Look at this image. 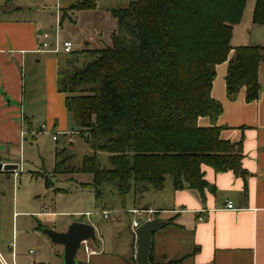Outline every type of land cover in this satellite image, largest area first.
<instances>
[{"label": "trees", "instance_id": "1", "mask_svg": "<svg viewBox=\"0 0 264 264\" xmlns=\"http://www.w3.org/2000/svg\"><path fill=\"white\" fill-rule=\"evenodd\" d=\"M245 4L134 0L111 11L116 29L110 46L59 56L58 91L65 94L79 135L94 150L73 170L92 174L86 185L97 200L115 191L124 203L130 192L162 190L167 177L175 190L186 187L202 194L207 184L202 165L243 173L240 145L219 137L216 120L222 106L211 97V85L215 66L227 61V97L243 88L246 101L258 98L264 46L231 45ZM95 6L96 0H78L69 10ZM252 22L264 25V0H255ZM200 117H208L211 125L200 126ZM98 150L109 153V168L100 166ZM60 152L56 171L67 161ZM150 261L155 263L152 251Z\"/></svg>", "mask_w": 264, "mask_h": 264}, {"label": "crops", "instance_id": "2", "mask_svg": "<svg viewBox=\"0 0 264 264\" xmlns=\"http://www.w3.org/2000/svg\"><path fill=\"white\" fill-rule=\"evenodd\" d=\"M77 1L0 0V162L3 165H17L13 169L0 170V174L16 176L22 169L23 145L29 136L55 131L65 136L66 144L71 147L75 141L74 135L79 134L77 129L67 130L68 120L72 116L65 108V94L58 91V58L65 53L36 50L41 31L51 33L52 45L56 31L59 42L69 40L62 37L59 29L65 19L74 20V12H86V16L93 19L92 24L96 27L90 30L89 40L85 42L83 49L100 48L101 39L95 35L99 32L97 25L102 24L101 15L97 11L98 0L94 9L69 10ZM51 5L55 7V22L46 29L43 25L45 9ZM113 9L116 8L106 10L112 18L110 40L111 33L116 29V19L111 13ZM249 17L252 22V12ZM240 22L233 26L231 45L264 46V25L252 22L248 27H239ZM226 72L227 61L215 66L211 97L222 106V112L216 120V125L220 127L219 137L223 141L240 145L243 173L233 170L216 172L212 167L202 165L203 178L207 183L203 196L195 189H173L170 179L167 185L165 181L161 190L167 192L164 195L165 204L153 200L151 205L145 207L135 203L127 207L126 199L123 203L117 196L126 213L137 216L145 214L142 221L133 219L132 224L136 221L139 225L146 219L158 218L165 222L163 227H173L174 231L169 232L167 238L174 235L180 245L185 246L186 249L179 258H169V253H173L178 245L171 249L168 246L169 249L164 250L162 246L166 235H160L155 240L154 232L151 246L155 262L153 264L164 263L156 262V257L161 261L179 260L177 264H264V62L258 67L260 88L258 98L254 101H246L243 88L233 98L227 97ZM198 124L211 125L208 117H200ZM53 140L57 141V138ZM60 151L62 155L65 147ZM16 155H19V159L15 158ZM45 187H51L50 183L48 186L45 184ZM36 198L32 190L21 189L15 183L0 185V255L8 264H20L16 249L20 234L39 239L41 244L47 243L41 232L48 228L43 220L49 218L52 212L46 205H42L38 211V205L33 204ZM228 202L232 204V208H227ZM111 209H116L113 204H103L101 213H111ZM86 215L91 216L92 213L88 212ZM119 219L117 215L114 218L109 215L105 219L109 220L106 240L101 237L98 239L103 248L99 249V243H95L97 249L92 248L89 245L92 240L87 241V245L95 251L91 255L84 251L87 260L102 252L104 254L105 244L112 251L113 244H117L118 236L121 235L120 229L114 225V220ZM71 222L69 220L53 229L65 231ZM83 222L93 225L96 240L95 224L92 221ZM129 231L133 233L135 229L130 225ZM130 251L124 259L120 253L114 254L116 261L113 264H137L134 240ZM58 253L54 258L38 253L30 264H62ZM32 254L34 252L29 250V255ZM118 256L122 259H118ZM79 264L85 263L80 261Z\"/></svg>", "mask_w": 264, "mask_h": 264}, {"label": "rangeland", "instance_id": "3", "mask_svg": "<svg viewBox=\"0 0 264 264\" xmlns=\"http://www.w3.org/2000/svg\"><path fill=\"white\" fill-rule=\"evenodd\" d=\"M132 1L134 0H98L99 4L97 11L99 15H101L102 24H96L97 28H99V32H101H98L99 34L97 33L98 35H95L97 38L101 39L99 45L100 48H105L111 45L109 36L111 32L110 25L112 24V18L106 10L110 8H126ZM254 2L255 0H246L239 27H248V25L252 23L249 16L252 12ZM53 6L54 5H51L50 8L45 9V21L43 25L46 29H49L50 25H54L55 22L53 15L55 7ZM85 13L86 12H74V15L72 16L74 20L69 21L68 19H65L62 27L59 29L62 37L67 38L72 42V51L83 50L86 46L85 42L89 40L88 34L90 30L92 31L96 28L95 25L92 24L94 23L93 19L86 16ZM72 129L76 130V126L72 118H69L67 130L70 131ZM53 136H57V141L53 140ZM74 139L75 141L70 147L66 144V137L55 131H48L36 134L35 136H29L28 140L23 145L24 150L22 151V159H24V165H22V169L16 176H12V174L9 173L0 174V185L8 186L15 183L21 189L32 190L37 196L35 203H32L38 205V211H40L42 205H46L52 212V215L49 218L43 220L44 224L50 229L55 227L59 228L61 224L69 220L72 222L92 221L97 229V239L90 241L89 245L96 249L97 247L95 246V243H99V249L103 248L98 239L101 237L106 240V227L109 225V220L106 221L102 217V205L106 203L113 204L116 209L114 211L111 209L110 216L114 218L117 215L120 218L119 221L114 220V225L120 229L121 235L118 236L117 244L116 242L113 244L112 251L110 252L111 249L105 244L104 254L102 252L91 256L90 258L88 257V260L83 250V246H81L76 254V264H79L80 261L85 264H113V261H116V255L114 254L120 253L123 259L130 254L131 244L133 240L135 242L136 236L133 231L134 234L129 231V227L130 225L132 226L133 219L142 221L145 214L137 216L135 214L126 213L122 210V204L119 202L115 191L112 193L107 192V195L102 200L96 199L94 190L86 185L92 182V174L73 170V168L76 169L80 167L83 157L92 155L94 150L79 134L74 135ZM62 147H65V151L60 156V159L67 156L68 158L60 170L56 171L55 152L60 151ZM96 155L102 168L110 167L108 152L98 150L96 151ZM15 158L19 159V155H16ZM46 177L50 180L51 187L49 188H46L44 184ZM169 181L170 178L167 177L166 185ZM57 189L65 191H58ZM152 191L153 192H151L150 188L148 191L140 192L138 194L130 192L126 196L125 205L129 207L135 203L137 206L145 207L151 205L153 200L161 204L166 203V197L164 198V195L167 192L164 190L161 192V190L157 191L153 189ZM88 212L92 213V215L87 216L86 213ZM149 214L152 216V213ZM163 216L164 215H161V217ZM173 231L172 225L165 226L154 233V239L157 240L158 236L163 234L166 235V238L163 239L164 245L162 246L164 250L169 249V247L171 249V247L178 245L173 253H169V258L177 259L183 254L186 248L185 246L182 247L180 245V241L176 236L173 235L172 238H167V234ZM41 235L46 239V244H41L40 240L36 238L32 239L21 234L18 236L16 249L20 264H30V262L38 256V253L54 258V255L59 252L58 254L62 261L63 246L52 243L50 238L43 232H41ZM29 250L34 252L32 256L29 255ZM122 258L118 256V259ZM155 261L165 262L167 260L163 259L161 261L159 257H156Z\"/></svg>", "mask_w": 264, "mask_h": 264}, {"label": "water", "instance_id": "4", "mask_svg": "<svg viewBox=\"0 0 264 264\" xmlns=\"http://www.w3.org/2000/svg\"><path fill=\"white\" fill-rule=\"evenodd\" d=\"M81 66V65H80ZM15 164H2L0 170H9L15 168ZM165 225L164 221L158 218L146 219L135 228L136 236V254L137 264H153L150 261L152 246V235ZM45 233L52 243L63 246L62 264H76V254L83 241L95 239V229L92 224L83 221L71 222L65 231H55L50 228H44Z\"/></svg>", "mask_w": 264, "mask_h": 264}, {"label": "built area", "instance_id": "5", "mask_svg": "<svg viewBox=\"0 0 264 264\" xmlns=\"http://www.w3.org/2000/svg\"><path fill=\"white\" fill-rule=\"evenodd\" d=\"M57 31L54 34L53 37V45L50 42L51 39V33L48 31H41L38 35L37 44H36V50L37 51H53V52H62V53H69L73 50V44L70 40H63L61 42L58 41L57 37ZM74 133V132H73ZM57 136H53V139H56ZM227 208H232V204L230 202L227 203ZM136 212V211H134ZM102 216L104 219L109 218L110 212L109 211H102ZM138 226V222L134 221L132 224V227L135 229ZM83 246L84 251L91 255L94 254L95 251H93L88 245L87 241H83L80 244V248ZM0 263L1 264H8L3 257L0 255Z\"/></svg>", "mask_w": 264, "mask_h": 264}]
</instances>
